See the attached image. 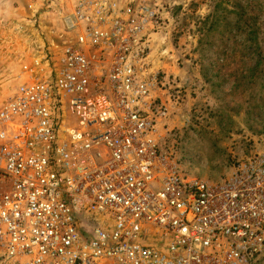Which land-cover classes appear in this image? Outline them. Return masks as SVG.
<instances>
[{"label":"built area","instance_id":"built-area-1","mask_svg":"<svg viewBox=\"0 0 264 264\" xmlns=\"http://www.w3.org/2000/svg\"><path fill=\"white\" fill-rule=\"evenodd\" d=\"M0 107V264H264V152L218 183L161 147L147 0H68Z\"/></svg>","mask_w":264,"mask_h":264},{"label":"rangeland","instance_id":"rangeland-1","mask_svg":"<svg viewBox=\"0 0 264 264\" xmlns=\"http://www.w3.org/2000/svg\"><path fill=\"white\" fill-rule=\"evenodd\" d=\"M147 1L157 13L147 34L148 69L162 77L159 96L168 104L161 147L187 176L218 183L236 160L264 152V80L249 82L264 56V0ZM67 3L56 2L41 22L31 16L16 26L13 17L0 25V107L14 94L23 62L48 42H68ZM259 69L261 77L264 62Z\"/></svg>","mask_w":264,"mask_h":264},{"label":"crops","instance_id":"crops-1","mask_svg":"<svg viewBox=\"0 0 264 264\" xmlns=\"http://www.w3.org/2000/svg\"><path fill=\"white\" fill-rule=\"evenodd\" d=\"M48 1H50V3ZM58 1L59 0H0V25L8 22L10 23L13 17L15 21L12 24L16 26L21 25L20 22L26 21V18L31 16L32 18L38 17V20L41 22L43 15L53 13V8L58 7V4H55ZM60 1H65V7L68 6V0ZM62 6L63 5L59 7ZM67 10L66 8L63 13Z\"/></svg>","mask_w":264,"mask_h":264},{"label":"trees","instance_id":"trees-1","mask_svg":"<svg viewBox=\"0 0 264 264\" xmlns=\"http://www.w3.org/2000/svg\"><path fill=\"white\" fill-rule=\"evenodd\" d=\"M239 18L241 17V18H243V16H244V13L242 12V11H240L239 12ZM264 62V56H261V57H259V59L256 61V63H255V65H254V67L252 68V70H251V76H250V78H249V82H253L254 80H256L257 79V81H259V80H264V73L262 74V76L260 77L259 76V73H260V75H261V73H262V70L261 69H259V67L262 65V63ZM260 78V79H259ZM262 78V79H261ZM236 84V83H235Z\"/></svg>","mask_w":264,"mask_h":264}]
</instances>
